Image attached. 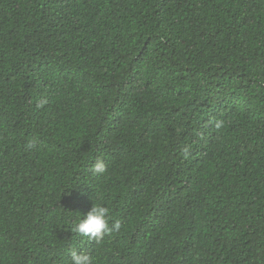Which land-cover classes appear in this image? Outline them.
<instances>
[{
  "label": "trees",
  "instance_id": "16d2710c",
  "mask_svg": "<svg viewBox=\"0 0 264 264\" xmlns=\"http://www.w3.org/2000/svg\"><path fill=\"white\" fill-rule=\"evenodd\" d=\"M72 250L264 264V0H0V264Z\"/></svg>",
  "mask_w": 264,
  "mask_h": 264
},
{
  "label": "clouds",
  "instance_id": "9594fccd",
  "mask_svg": "<svg viewBox=\"0 0 264 264\" xmlns=\"http://www.w3.org/2000/svg\"><path fill=\"white\" fill-rule=\"evenodd\" d=\"M107 166L103 159H96L92 165V171L96 174H104ZM109 209L99 203H93L91 209L75 224L73 231L81 237L90 240H101L106 234L113 230H119L121 225L116 221L109 227ZM70 264H93L92 258L88 253L72 250Z\"/></svg>",
  "mask_w": 264,
  "mask_h": 264
}]
</instances>
